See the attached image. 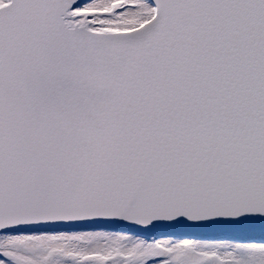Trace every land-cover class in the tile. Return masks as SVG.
Masks as SVG:
<instances>
[{"label": "snow or ice", "instance_id": "6c2138e0", "mask_svg": "<svg viewBox=\"0 0 264 264\" xmlns=\"http://www.w3.org/2000/svg\"><path fill=\"white\" fill-rule=\"evenodd\" d=\"M0 264H264V0H0Z\"/></svg>", "mask_w": 264, "mask_h": 264}]
</instances>
